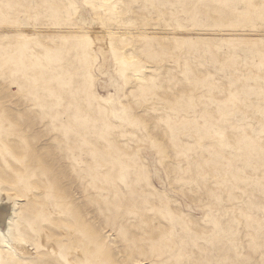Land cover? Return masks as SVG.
Returning <instances> with one entry per match:
<instances>
[{
	"label": "rangeland",
	"instance_id": "obj_1",
	"mask_svg": "<svg viewBox=\"0 0 264 264\" xmlns=\"http://www.w3.org/2000/svg\"><path fill=\"white\" fill-rule=\"evenodd\" d=\"M0 264H264V0H0Z\"/></svg>",
	"mask_w": 264,
	"mask_h": 264
},
{
	"label": "bare ground",
	"instance_id": "obj_2",
	"mask_svg": "<svg viewBox=\"0 0 264 264\" xmlns=\"http://www.w3.org/2000/svg\"><path fill=\"white\" fill-rule=\"evenodd\" d=\"M13 208L9 204L0 207V240L2 241V247L9 251V256L23 257V255L30 254L31 251L25 240L17 241L11 237L8 219Z\"/></svg>",
	"mask_w": 264,
	"mask_h": 264
}]
</instances>
